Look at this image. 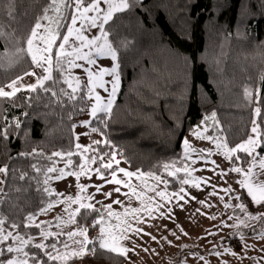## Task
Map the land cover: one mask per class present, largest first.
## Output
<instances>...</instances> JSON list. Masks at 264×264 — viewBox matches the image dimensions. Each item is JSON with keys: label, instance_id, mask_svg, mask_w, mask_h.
<instances>
[{"label": "trees", "instance_id": "trees-1", "mask_svg": "<svg viewBox=\"0 0 264 264\" xmlns=\"http://www.w3.org/2000/svg\"><path fill=\"white\" fill-rule=\"evenodd\" d=\"M47 3L48 0H15V19L7 14V3L0 5V23L5 32L24 33ZM106 27L115 32L109 37L114 47L119 41L127 42L126 47H118L121 89L111 113H99L98 118L91 120L85 144L77 142V127L85 120L91 105L90 99H80L88 92L85 81L79 85L77 98L69 100L59 91L71 93V88L63 82L67 74L58 73L54 66L52 76L58 82L53 85L52 81H45V87H51L57 96L38 87L35 92L21 90L15 97L0 98V129L6 127L8 132L7 137H0V167L9 168L4 178L8 181L4 185L8 196L0 205L7 218L6 229L16 223L19 225L16 229L24 236L41 235L42 226L29 225L27 217L39 216L42 209L57 199L56 193L49 195L44 189H52L51 181L59 172L48 173L47 168L77 172L81 165H93L90 162L93 156L103 155V161L112 162L114 169L119 168L115 161L124 159L132 171L160 176L167 180L169 190H179L188 173L179 171L169 175L168 171L185 166L188 160L183 141L213 113L230 146L246 140L256 122L260 129L258 157L264 155V0H136L130 10L116 14ZM66 28L67 25L61 35ZM140 41L144 43L142 50L135 53ZM60 42L57 40V45ZM9 51L8 42L0 39V54ZM55 54L56 48L54 59ZM156 55L159 59H155ZM32 69L28 57L14 64L3 60L0 86ZM256 108L261 109L258 116L254 112ZM17 121L19 127L15 126ZM93 127L98 130L93 132ZM77 144L82 147L77 148ZM69 152L71 156L67 155ZM250 160L240 151L232 156L231 165L247 166ZM94 165L100 168L101 161L97 159ZM111 171L101 169L106 177ZM20 173H26L25 179L16 178ZM46 178L48 183L44 184ZM243 198L252 211L264 208L255 205L246 192ZM94 208L98 211L80 208L75 219L89 233L106 210L103 205ZM65 242L70 243L67 235L48 236L42 242L46 248L38 249L34 247L36 243H31L25 251L41 264H125L127 261L124 254L101 248L97 241L88 245L89 253L82 258L65 256L68 253ZM11 243L12 240L3 243L2 248ZM227 245L242 249L237 237ZM57 250L62 259L51 260L46 255V252L57 255ZM13 254L0 256V262ZM29 264L33 262L30 260Z\"/></svg>", "mask_w": 264, "mask_h": 264}, {"label": "rangeland", "instance_id": "rangeland-1", "mask_svg": "<svg viewBox=\"0 0 264 264\" xmlns=\"http://www.w3.org/2000/svg\"><path fill=\"white\" fill-rule=\"evenodd\" d=\"M101 7H105L101 5ZM91 15V14H90ZM77 27H80L79 23ZM139 27V26H135ZM89 36V38L99 35L98 29H90L84 33ZM143 42H138V45L135 48L136 51L142 50ZM87 51V49H85ZM138 60L139 57L135 56ZM155 59H159V55L154 56ZM93 58L96 60L95 65H87L86 61H77L78 64H84L85 67H91L94 72L103 68H112L116 62L112 61L109 57L97 56L95 55V51L93 50ZM31 71L36 72V76L32 75H23V79L20 81L18 85L21 87V90H28L27 85L36 84L37 77L43 76L44 73L39 68H33ZM119 72V69H118ZM120 75V73H119ZM72 77H79L80 84L82 81H85L88 86V77L86 73L81 68H73L71 69ZM221 76V74H220ZM104 79L106 81H111L113 79L112 76L105 75ZM219 80H221L219 78ZM79 84V85H80ZM110 88V85H107ZM79 88V87H78ZM121 89V76H120V86L117 92V95ZM5 91H11L10 88L5 87ZM96 92H98L105 99L109 96L108 92H105L103 89L97 87ZM117 98V96H116ZM115 98V101H116ZM94 99H90L91 105L94 104ZM115 103V102H114ZM91 105L88 111V114L84 121H91L93 117L91 116ZM114 105V104H113ZM99 114V113H98ZM97 114V115H98ZM253 126L258 128V133H250V136L238 143L237 145L246 142L250 137L253 139H258L260 141V129L258 124L255 122ZM87 127L79 126L77 127V142L79 144L86 143V134ZM222 127L219 124L218 119H212V116L207 117L200 125L196 126L191 133L185 138L188 140L192 149L196 151H191L187 149L184 145V156L185 152L188 151L187 162L185 166L180 168V171L187 172L188 177L185 180H188V184H183L181 188L184 189V192H181V188L177 191H172L168 189L167 180L160 177V181L158 182L153 177L157 176L152 174L151 176L143 173V182L141 179H137L133 177L129 182L137 188V191H143L145 193L143 199L144 204L141 203L140 200H137L134 196L130 199L129 196H125V192L130 193V189L126 188L122 185H116L112 183H106L107 180L111 179L110 176H104V179H100L99 174L95 172L96 166L88 165L85 168V174H81L79 180L76 179L74 175H68L63 179H55L51 181L53 192L62 194L57 195L56 201L53 203L54 207L47 211L46 213H42L37 217H34L33 220L29 221V225H41L42 232H50V233H62L67 235L69 232H78L85 228H80L76 222V215L80 210L79 203H71L66 200V197L71 196L75 201L77 198H80V203L91 204L94 207L97 206H105V215L101 217L98 221L99 224L96 225V228L92 230L90 233L86 232L87 240L91 242L97 241L99 245L103 243L105 240L108 241L109 247L106 249L112 248L113 236H119V232L121 229L128 228L127 236L128 239H118L117 247L118 253H120L121 248L133 249L130 250L125 255L127 257V261L125 264H182V261L185 264H224L227 261V264H264V251H261L264 248V240L257 241L253 238V233L250 228L246 227L243 224H240V220H246L247 213L258 214L264 212V208L257 211H252L247 202L244 201L243 194L246 192L244 188H242L237 181L243 179V175L241 173H236L230 171V169L234 167H242L243 169H248L249 164L247 166H232V158L228 159L225 155L226 152H229L231 157L234 154H238L240 151L230 152L231 149L236 146H230L223 134L221 133ZM194 132H202L206 137H212L213 139H198ZM86 133V134H85ZM217 143L221 145V147H217ZM226 146V147H225ZM258 147H256L253 156L257 159V161L263 156L258 157ZM205 150L204 155L207 154L208 151L212 153L211 156H208V161L214 160L216 162L215 165L208 162L205 163L204 160L201 159V151ZM253 157H251V160ZM119 168H124L126 171H132L129 167L128 163L119 158ZM195 161V163H193ZM218 166V167H217ZM215 168V173L226 172V176H220L215 174L210 170H202V169H213ZM91 170V171H89ZM256 171H259L258 165L255 168ZM174 169H170L169 172H174ZM190 173V175H189ZM90 177V178H89ZM210 177L211 182L210 185H206L201 183L199 188L193 187V181L195 178H205ZM5 176L0 174V179H4ZM118 179L127 180V177H124L123 173H117ZM261 180H264V175L260 176ZM148 184L155 188V192L148 191L145 189L144 184ZM80 185L84 186V190L81 191ZM103 186L100 192H97V186ZM215 186V187H213ZM0 187L4 188V185H0ZM119 187L120 192L116 193L114 191L115 188ZM231 187L234 189L232 193H225L221 189ZM165 192L170 203L163 198L156 195V192ZM216 191L217 195H210L211 192ZM112 192V196L106 197L104 193ZM179 194L184 195L185 200H179ZM238 195L240 197L239 200L234 199L233 197ZM196 197V200H191L190 197ZM88 197H92V199H88ZM223 197V199H220ZM119 200L121 203L116 204L114 201ZM199 200H206L211 207L202 206L198 203ZM58 201H63L59 202ZM185 201H188L187 203ZM243 203L245 205L246 211L242 212L236 205ZM254 203V202H253ZM159 204L161 207L156 208V205ZM178 204L183 205V210L180 209ZM225 204H230L233 207H225ZM255 204V203H254ZM107 205H111V211L120 214L119 218L116 216H109ZM257 205V204H255ZM145 206L150 207L153 210L152 216L149 217L147 212L142 211L141 213L133 214L128 213L125 215L126 209L132 208H144ZM68 209V211H65ZM171 209L172 218H167L168 210ZM197 209H200V212H197ZM75 212L76 215L70 217V213ZM161 212H164L166 215L161 216ZM200 213H205L206 215H202ZM139 216L141 219V223H137L133 216ZM215 216L216 219H210L209 217ZM58 218H62L58 219ZM239 218V219H237ZM74 221V222H73ZM249 224H260V221H248ZM130 225V227H128ZM179 226H181L188 235H183L180 232ZM238 225V226H237ZM166 226V227H165ZM141 228L144 232L151 233L152 236H155L157 239L152 240L150 236L143 235V233L137 234L132 231V229ZM104 230L103 233L101 230ZM7 230L12 231L14 235L19 234L22 235L18 229L7 228ZM172 232H175L176 235L173 236ZM216 233V235H209V233ZM241 235L244 236V239L241 240ZM24 236V235H22ZM163 237H167V240L163 239ZM179 237V239H177ZM237 237L240 239L242 244L254 245L255 247H249L247 250L244 248L240 250H236L233 247L227 245L228 241L232 238ZM25 239L31 238V243H42L45 237L41 234L38 236H24ZM84 237L79 235L75 236L70 240L69 247L67 248V252L71 253L73 250L78 249L79 245L74 243V241L83 240ZM11 240V239H9ZM171 241V244L168 243ZM15 241L12 240L11 245L15 246ZM87 250L78 256L82 258L86 254L89 253L88 245ZM187 245L185 248L184 246ZM26 247V246H25ZM2 248V244H0V249ZM149 249V251L145 252L143 249ZM226 249H231L232 252H235L237 255L233 256L230 252H226ZM220 252L221 256H217L214 253ZM17 253H14L12 258L17 257ZM203 256L204 259L201 260L199 257ZM240 257H245L244 259H240ZM254 258V259H253ZM85 264V263H81Z\"/></svg>", "mask_w": 264, "mask_h": 264}, {"label": "snow or ice", "instance_id": "snow-or-ice-1", "mask_svg": "<svg viewBox=\"0 0 264 264\" xmlns=\"http://www.w3.org/2000/svg\"><path fill=\"white\" fill-rule=\"evenodd\" d=\"M136 0H48L47 6L41 8V13L39 16L36 17L35 23L24 33H17L15 30L10 32H5L4 25L0 23V39H5L9 46L10 51L7 53L0 54V66H2L3 60H8L9 64L19 63L21 60H23L25 57L30 58V63L33 68H39L44 73H46L43 76L37 77L36 84H31L24 86L27 89L35 92L37 91V88H42L45 92H51V95L53 97L57 96L58 93L56 91H52L51 87H45V81H52L53 85H55L58 81L53 79L52 72L55 66V69L58 73L61 74H67V78L63 79V82L68 85L69 88H71V93L65 91L64 89H60V92H63L64 95L68 96L69 100H75L77 98L78 93V87L80 84V78L79 77H72L71 76V69L73 68H81L88 77V82L90 86L88 87V92L86 96H81V100H89L94 99V104L91 105V116L94 118H98V113H105L110 114L113 108V104L115 102V98L117 96V92L120 86V75L118 72V69L120 67L119 63V56H118V47H126L127 42L126 41H119L117 42V46L114 47L113 43L110 41L109 37L110 35H115V32L113 28L106 27L110 24V22L113 21L116 14L123 13L127 10H130L131 7L134 5ZM7 3L9 5L8 15L15 19L14 12H15V0H0V5H3ZM101 5H104L105 7H101ZM50 13H52L50 15ZM91 14V15H90ZM79 23L80 27H77V24ZM65 25H67L66 32L61 35L62 29H64ZM90 29H98L99 35L93 36L89 38V36L85 35L84 33L86 31H89ZM57 40H60L61 42L57 45ZM56 48V54L55 59L53 57V49ZM11 49H14L12 51ZM87 49V51H85ZM93 50L95 51V55L97 56H103V57H109L112 61L116 62L114 66L110 69L103 68L99 69L98 71L94 72L91 67H85L84 64H78L77 61H86L87 65H95L96 60L93 58ZM32 75L36 76L35 71H27L24 73V76ZM112 76L113 79L111 81H106L104 79V76ZM23 79V76H17L15 79L11 80L10 83H8L5 86H0V98H11L15 97L16 94L21 91V87L18 85L20 84V81ZM110 85V88L107 86ZM8 87L11 89V91H5L4 88ZM99 87L103 89L105 92L109 93V96L105 99L102 97L98 92H96V88ZM247 91V90H246ZM249 96H251V93H248ZM83 111V109H81ZM255 114L258 116L260 115L261 109L256 108L254 109ZM215 113L212 114V119H215ZM91 121H82L81 126L87 127ZM16 127H19V122L17 121L15 124ZM98 129L95 127L92 128L93 132H96ZM251 132L258 133V128L256 126H253L251 128ZM86 134V133H85ZM8 132L7 128L0 129V137H7ZM194 135L198 139H213L212 137H206L203 135L202 132H194ZM78 139V137H77ZM94 144H99L100 141H94ZM184 145L187 149H190L191 151H196L195 149H192L191 145L189 144L188 140L185 139L183 141ZM260 144V141L258 139L249 138L246 142H243L239 145H237L235 148L231 149L230 152H236V151H243L246 153L249 157H253L252 160L249 161V168L243 169L242 167H234L230 169V171L241 173L243 175V179L237 181V183L246 190V194L251 198V201L254 202L257 205H264V180L260 179L261 175H264V158H261L257 161V159L253 156V153L256 149V147ZM77 148H81L82 146L77 144ZM217 147H221L219 143H217ZM226 147V146H225ZM84 151L87 152L88 148L85 147ZM201 151V159L204 160L205 163H212L213 165L216 164L214 160L208 161L207 157L211 156L212 153L210 151L207 152L206 155H204L205 150ZM188 151L185 152V156H188ZM56 156H61V153H54ZM68 156H71L72 153L69 152L67 154ZM226 157L228 159H231V155L229 152L225 153ZM258 155V154H257ZM50 159V158H49ZM99 159L101 161L100 168L95 169V172L99 174L100 179H104V176L101 172V169H110L111 171V179L107 180L106 183H112L116 185H122L126 188L130 189L129 192H125V196H129L131 199L133 196L140 200L142 204H144V195L145 193L143 191L138 192L137 188L133 186L129 181L136 177L137 179H141L143 182V173L142 172H131L126 171L124 168H113V163L108 162L105 163L103 161V155H100L99 157L93 156L90 158L91 163H96V160ZM112 160H115V155L112 154ZM116 164H119V161H115ZM69 165L72 163L69 159L67 162ZM195 163V161H193ZM259 168V171H256L255 168ZM32 167L36 171H40V169L36 168L35 165H32ZM165 168H168V165H164ZM218 167V166H217ZM181 169L176 168L174 172H169V175H175L176 172H179ZM202 170H210L215 173V168L213 169H202ZM59 172V175L56 177V179H63L68 175H74L77 180H79L81 174L87 175L85 172V168L83 165L80 166V171L77 172H65L64 169H56L55 167H49L47 168L48 173H54ZM91 171V170H89ZM123 173L124 177H127V180L124 179H118L117 173ZM0 174H3L4 176H7L9 174V168L7 166L0 167ZM220 176H226V172H219L215 173ZM148 175H152L149 173ZM190 175V173H189ZM26 173H20L17 179L23 180L25 179ZM90 178V177H89ZM158 182L160 181L159 176L153 177ZM48 179L46 178L44 180V184L48 183ZM211 178L205 177V178H195L193 181L192 186L199 188L201 183L210 185ZM8 181L4 179H0V185L7 184ZM183 184H188V180H182ZM81 191L84 190V186L80 185ZM103 186H97V192H100L101 188ZM145 189L148 191L155 192V188L148 184H144ZM215 187V186H213ZM18 192L26 191V189H15ZM225 193H232L234 192V189L231 187L221 189ZM45 192H48L49 195L52 194L54 190L45 188ZM116 193L120 192V188L117 187L114 189ZM181 192H184V189L181 188ZM218 193L216 191H213L210 193V195H217ZM57 195H62L57 193ZM106 197H111L112 192L104 193ZM156 195L163 198L164 200L171 202L169 200L168 195L161 191L156 192ZM173 195H179V194H173ZM8 196V192L5 191L3 187H0V205L5 203V197ZM234 199L239 200L240 197L238 195L233 197ZM88 199H92V197H88ZM191 200H196V197H190ZM220 199H223V197H220ZM66 200L71 203H79L80 208H89L94 211H98L94 208L91 204H84L80 203V198H77L75 201L72 199L71 196L66 197ZM179 200H185L184 195H179ZM63 202V201H58ZM186 203L188 201H185ZM114 203L119 204L121 203L119 200L114 201ZM198 203H200L202 206L205 207H211L210 204L207 203L206 200H199ZM181 210H183V205L178 204ZM54 207L53 203H49L46 208L42 209L41 211L46 213L50 209ZM108 209V215L109 216H116L119 218L118 213L111 211V205L106 206ZM161 207V205L157 204L156 208ZM225 207H233L230 204H225ZM242 212L246 211L245 205L243 203H240L236 205ZM154 209L145 206L144 208H132V209H126L125 215H127L129 212L133 214L141 213L142 211L147 212L148 216H152V212ZM65 211H68V209H65ZM197 212H200V209H197ZM202 215H206L205 213H200ZM76 213L72 212L70 213V217L75 216ZM161 216H165L166 214L164 212H161ZM133 218L136 220L137 223H141V219L139 216H133ZM167 218L171 219V209L168 210ZM210 219H216L215 216L209 217ZM6 217L3 215L2 210H0V244H3L9 239L15 241V246L13 245H7L6 247L0 249V256H3L5 253H17L16 258L8 259L6 261L0 262V264H29V261L31 260L33 264H41V262L34 256H30L27 251H25V246H28L31 244V238L25 239L24 236L16 234L14 235L12 231L7 230L4 225L6 223ZM29 221L34 219L33 215H29L27 217ZM61 219L62 218H58ZM239 219V218H237ZM248 221H260V224H249ZM74 222V221H73ZM99 223V221L97 222ZM240 224L245 225L246 227L250 228L251 232L254 234L253 238L257 241L264 240V212L253 214V213H247L246 220H240ZM238 226V225H237ZM11 228L16 229L19 227L16 223H11ZM36 227H40V225H36ZM130 227V225L128 226ZM166 227V226H165ZM180 232L183 235H188L187 232L184 231V229L179 226ZM103 233V229L101 230ZM128 228L121 229L119 232V236H113V247L110 248V251L116 252L117 247L115 246L117 244L118 239H128L127 236ZM132 231L136 232L137 234L143 233V235H148L151 237L152 240H156L157 238L155 236H152L151 233L144 232L141 228H135L132 229ZM87 229H82L78 232H69L67 233V236L69 239L74 238L75 236L79 235L81 237H84L83 240L74 241V243L79 245L78 249L73 250L71 253H64L65 256L67 255H73V256H80L82 255L85 250H87V244L90 243V241L87 240L86 237ZM62 233H50V232H42V235L47 238L48 236H57ZM172 235L175 236L176 233L172 232ZM209 235H216V233H209ZM163 239L167 240V237H163ZM179 239V237H177ZM244 239V236L241 235V240ZM169 244H171V241H168ZM34 247L38 249H44L47 246L43 243L35 244ZM51 247L53 249H56V245L52 244ZM64 247L68 248L69 245L65 242ZM101 248H108L109 243L107 240H105L100 245ZM185 248L187 245L184 246ZM249 247H255L254 245H247L242 244V248L247 250ZM134 251L133 249L128 248H121L120 253L126 255L128 251ZM145 252L149 251V249L145 248L143 249ZM91 251H94V249H91ZM226 252H230L231 255L235 256L237 255L235 252H232L231 249H226ZM261 251H264V248L261 249ZM217 256H221L222 253L215 252L214 253ZM48 258L51 260H59L63 257L59 254L57 250V255H52L51 253H47ZM245 257H240V259H244ZM199 259L203 260L204 257L201 256ZM254 259V258H253ZM182 264H185L184 261H182ZM224 264H227V261L224 262Z\"/></svg>", "mask_w": 264, "mask_h": 264}]
</instances>
